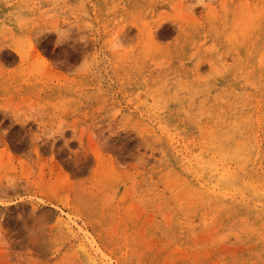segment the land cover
I'll return each instance as SVG.
<instances>
[{
    "label": "rangeland",
    "instance_id": "374dc122",
    "mask_svg": "<svg viewBox=\"0 0 264 264\" xmlns=\"http://www.w3.org/2000/svg\"><path fill=\"white\" fill-rule=\"evenodd\" d=\"M0 223V264H264V0H0Z\"/></svg>",
    "mask_w": 264,
    "mask_h": 264
},
{
    "label": "bare ground",
    "instance_id": "6f19581e",
    "mask_svg": "<svg viewBox=\"0 0 264 264\" xmlns=\"http://www.w3.org/2000/svg\"><path fill=\"white\" fill-rule=\"evenodd\" d=\"M212 119L214 121L215 118H212ZM222 120L224 121V118ZM223 121L221 123L224 125ZM207 132H208L207 134L210 135L212 139L217 138V136L214 135V130L212 127L207 128ZM211 148H215V147L213 146V147H210L209 149ZM243 150L244 151L249 150L248 143L240 142L234 153L237 154L239 153V151L242 152ZM215 154L220 155L221 161L223 162V164H226V162L230 159V151L229 149H226L225 147L215 151ZM199 165H200V168H202L203 170H206L208 167L209 171H212L214 175L216 176V178L214 179V183L212 184V187L213 189L215 190L217 189L218 191H209L207 192V194L214 195V197L218 199L220 202H225L228 198L234 197L235 193L233 192L236 190H239L240 187H243V183L240 184V181H238L240 177L239 173L230 170V166H227V167L223 166L221 168H217V163L215 159L202 160L199 163ZM249 189L252 190L255 188L252 186H249ZM253 215H256V213ZM93 264H98V263H93Z\"/></svg>",
    "mask_w": 264,
    "mask_h": 264
}]
</instances>
